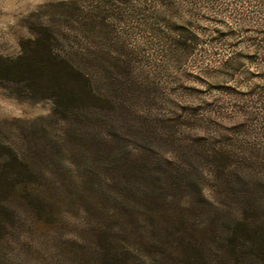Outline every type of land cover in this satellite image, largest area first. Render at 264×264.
Returning a JSON list of instances; mask_svg holds the SVG:
<instances>
[{
    "label": "rangeland",
    "instance_id": "1",
    "mask_svg": "<svg viewBox=\"0 0 264 264\" xmlns=\"http://www.w3.org/2000/svg\"><path fill=\"white\" fill-rule=\"evenodd\" d=\"M43 25L61 53L109 60L114 103L60 116L0 78V189L18 185L0 264H264V230L239 226L242 201L264 209V167L222 181L207 156L264 161V105L242 108L264 88V0H0V57Z\"/></svg>",
    "mask_w": 264,
    "mask_h": 264
},
{
    "label": "trees",
    "instance_id": "2",
    "mask_svg": "<svg viewBox=\"0 0 264 264\" xmlns=\"http://www.w3.org/2000/svg\"><path fill=\"white\" fill-rule=\"evenodd\" d=\"M57 39L53 27L43 25L33 37L21 43L22 52L19 56L0 57V78L10 80L17 85L24 84V87L37 98H52L55 104L54 113L60 116L71 115L79 110L80 112H96L109 109L114 101L108 86H105V89L99 87L102 81L109 83L107 72L112 66L109 60L101 56L74 57L61 53L57 47ZM247 95L252 96L255 101L246 100L247 103H243V109L246 107L249 109L251 107L249 103L259 102L264 105V88L251 90ZM248 109H246L247 116L257 118L259 112ZM207 156L211 158L209 165L213 170L212 175L222 181H228L227 174L233 167L248 164L264 167V161L260 155L243 156L226 149L215 148ZM14 162L18 165L20 175L23 174V170L31 171L30 162L22 155L16 154ZM217 172L220 173L217 174ZM18 178L21 177L15 179ZM17 186L16 183L12 184L8 190L1 188L0 194H7ZM263 211L264 209L253 199L248 198L242 201L240 207L242 217L239 226L247 229L260 227L264 230V221H260L255 226L248 220L251 213Z\"/></svg>",
    "mask_w": 264,
    "mask_h": 264
}]
</instances>
